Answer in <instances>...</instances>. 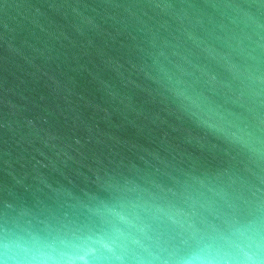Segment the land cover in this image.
Here are the masks:
<instances>
[{"label":"water","instance_id":"water-1","mask_svg":"<svg viewBox=\"0 0 264 264\" xmlns=\"http://www.w3.org/2000/svg\"><path fill=\"white\" fill-rule=\"evenodd\" d=\"M124 264L264 248V0H0V245Z\"/></svg>","mask_w":264,"mask_h":264},{"label":"clouds","instance_id":"clouds-1","mask_svg":"<svg viewBox=\"0 0 264 264\" xmlns=\"http://www.w3.org/2000/svg\"><path fill=\"white\" fill-rule=\"evenodd\" d=\"M62 244L64 250L59 253V259H52L41 251H34L30 259H21L13 253V245L5 239L0 245V264H124L121 257L105 253L99 246L100 241H65ZM176 264H264V248L257 244L247 254L237 258L209 261L193 257Z\"/></svg>","mask_w":264,"mask_h":264}]
</instances>
